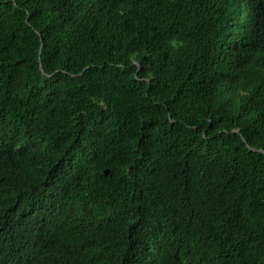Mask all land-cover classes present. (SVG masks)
<instances>
[{
  "label": "trees",
  "instance_id": "16d2710c",
  "mask_svg": "<svg viewBox=\"0 0 264 264\" xmlns=\"http://www.w3.org/2000/svg\"><path fill=\"white\" fill-rule=\"evenodd\" d=\"M0 264H264V0H0Z\"/></svg>",
  "mask_w": 264,
  "mask_h": 264
},
{
  "label": "water",
  "instance_id": "95a60500",
  "mask_svg": "<svg viewBox=\"0 0 264 264\" xmlns=\"http://www.w3.org/2000/svg\"><path fill=\"white\" fill-rule=\"evenodd\" d=\"M108 172H109V170L107 169V170H106V173H108Z\"/></svg>",
  "mask_w": 264,
  "mask_h": 264
}]
</instances>
